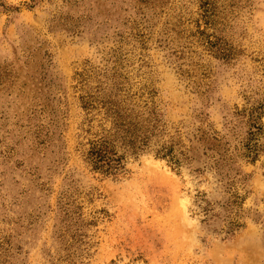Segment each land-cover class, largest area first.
Returning <instances> with one entry per match:
<instances>
[{
    "label": "rangeland",
    "instance_id": "1",
    "mask_svg": "<svg viewBox=\"0 0 264 264\" xmlns=\"http://www.w3.org/2000/svg\"><path fill=\"white\" fill-rule=\"evenodd\" d=\"M0 264H264V0H0Z\"/></svg>",
    "mask_w": 264,
    "mask_h": 264
},
{
    "label": "trees",
    "instance_id": "2",
    "mask_svg": "<svg viewBox=\"0 0 264 264\" xmlns=\"http://www.w3.org/2000/svg\"><path fill=\"white\" fill-rule=\"evenodd\" d=\"M120 131V130H119ZM134 133H131V141L129 144L132 149H136L137 145H135L136 140L134 138ZM125 138L122 137V141H124ZM141 144H147L148 136H144L143 138L139 139ZM140 144V146H142ZM163 149H157L156 154H162L167 155L171 153V149H168L166 151ZM86 159L91 164L93 169H100L103 171H111L117 168V165H119V159L120 157L116 155V153L113 150V145L108 141L107 138H100L95 141H92L90 143V146L88 147L86 151Z\"/></svg>",
    "mask_w": 264,
    "mask_h": 264
}]
</instances>
